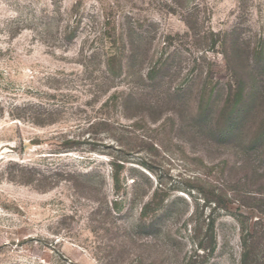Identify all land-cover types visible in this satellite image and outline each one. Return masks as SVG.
Listing matches in <instances>:
<instances>
[{
    "label": "rangeland",
    "instance_id": "1",
    "mask_svg": "<svg viewBox=\"0 0 264 264\" xmlns=\"http://www.w3.org/2000/svg\"><path fill=\"white\" fill-rule=\"evenodd\" d=\"M255 83L264 0H0V264H264Z\"/></svg>",
    "mask_w": 264,
    "mask_h": 264
},
{
    "label": "trees",
    "instance_id": "2",
    "mask_svg": "<svg viewBox=\"0 0 264 264\" xmlns=\"http://www.w3.org/2000/svg\"><path fill=\"white\" fill-rule=\"evenodd\" d=\"M250 97L244 109H242L239 115H233L231 113L228 114V119L230 116L231 126L225 128L223 127L222 120L223 118L221 115L224 116L223 113L226 111V106L229 104V101L224 102L222 107L224 111L221 113L218 109H213L214 103L211 104L210 102L206 104V108L202 110L199 114H196L195 117L198 116V119L201 124H207L214 122V127L211 131H214L217 135H219L222 139L228 140L231 137H247L246 140L251 144V147L256 149H260V155L263 156L264 160V117L261 115H257L260 112L261 107L264 103V96L263 93L260 91V84L252 85L250 89ZM222 108V110H223ZM221 114H220V113ZM194 117V118H195ZM227 117V114H226ZM254 126V129H253ZM252 130V132H251ZM249 132H251L249 134ZM118 180V179H117ZM149 204H145L143 207L142 215L145 216L148 212ZM209 226H213V223H210ZM213 230L210 228V231ZM213 233V232H212ZM214 235H212V238Z\"/></svg>",
    "mask_w": 264,
    "mask_h": 264
}]
</instances>
